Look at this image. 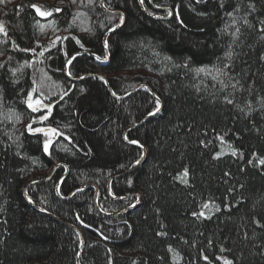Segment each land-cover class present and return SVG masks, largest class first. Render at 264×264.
I'll list each match as a JSON object with an SVG mask.
<instances>
[{
	"label": "trees",
	"instance_id": "1",
	"mask_svg": "<svg viewBox=\"0 0 264 264\" xmlns=\"http://www.w3.org/2000/svg\"><path fill=\"white\" fill-rule=\"evenodd\" d=\"M152 1L176 16L104 0L127 16L107 39L110 59L69 67L74 78L104 74L118 97L149 85L164 109L139 125L160 107L145 89L118 100L103 79L65 73L78 53L106 60L121 16L100 0H0V264H77L78 233L23 194L57 165L28 194L82 232L81 264H264V0ZM127 141L148 157L112 183V197L128 198L115 201L110 179L144 156ZM65 175L61 197L93 185L105 213L142 201L104 217L93 188L58 198Z\"/></svg>",
	"mask_w": 264,
	"mask_h": 264
},
{
	"label": "water",
	"instance_id": "2",
	"mask_svg": "<svg viewBox=\"0 0 264 264\" xmlns=\"http://www.w3.org/2000/svg\"><path fill=\"white\" fill-rule=\"evenodd\" d=\"M139 2V6L142 10V12L145 14V16L149 17L150 19L152 20H162V21H170L171 19H173L175 16H176V10L175 9H172V8H165V9H160V8H157L155 7L154 3L152 2L151 0V4H152V8L153 10H155V12L157 13H168L169 16L167 18H163V17H160V16H157V15H153L151 14L144 6H143V3H141V0H138ZM100 6L102 8V10L109 14V15H117V16H122L123 17V22L122 24L119 26V27H116L112 30H110L105 38H104V52H105V57H106V60L104 59H97L98 56L96 55H92L90 53H78L75 55V57H73L67 64H66V67H65V73H66V77L67 79H69L70 81L74 82V83H79V82H83L85 80H88L90 78H93V77H97V78H103L104 82L107 84V86L109 87L112 95L118 99V100H124V99H127L128 97L134 95L135 93H137L138 91L142 90V89H145L147 91V93L154 99L156 100L159 105H160V108H159V111L155 112L154 115H150L148 116L147 118H145L139 125H142L144 124L148 119L156 116L159 112H161L163 109H164V104L163 102L157 98L153 92V90L151 89V87L147 84H141L140 86H138L135 90L131 91L130 93H128L127 95L125 96H121V97H118L114 94V92L111 90L110 88V84L109 82L106 80V78L102 75H90V76H84V77H81V78H74V77H71L68 73V69L70 67V65L72 64V62L74 61V59L76 57H79V56H83V55H88L90 57H92L94 60H96V63L99 64L100 66H103L102 64L105 65L106 61L110 59V54H109V51H108V45H107V39L109 36L115 34L116 32H118L126 23V20H127V16L126 14H124L123 12H115V11H110L108 10L105 5H104V0H100ZM41 12H38V15L40 16V18L42 19H47L49 17V15H41L40 14ZM138 126H136L134 129H136ZM138 142V141H137ZM127 143L129 145H132V146H135V147H138L140 148L143 152H144V156L143 158L141 159V161L136 164L135 168L123 173V174H120V175H116V176H113L109 183H108V187H107V194L108 196L112 199V200H115V201H125L127 200L128 198H115V197H112L111 196V186H112V183L117 180V179H120L122 177H125V176H128L132 173H134L142 164H144V162L146 161L147 157H148V150L145 149V147L140 143H132V141H127ZM142 145V147H141ZM60 167L59 165L57 166H54L47 174L46 178L44 180H41V181H35V182H32L30 183L26 188L25 190H23V194H24V198L25 200L27 201V203L36 211L40 212L41 214L45 215V216H48V217H51L55 220H57L58 222L62 223L63 225L73 229L74 231H76L80 237V240H81V246H80V249H79V252H78V255H77V264H81V257H82V254L84 252V247H85V238H84V235L82 234V232L75 226H72L66 222H63L62 220L56 218L55 216H53L52 214L48 213L47 211L43 210L42 208H40L33 200L32 198L29 196L28 192L31 188L35 187V186H39L41 184H44L46 182H48L53 173L56 171V169ZM66 175H68V170L66 172ZM66 175L59 181V183L57 184V187H56V195L58 196V198L62 201H66V200H69L71 197H73L75 194L79 193V192H82L84 190H87V189H90V188H93L95 190V201H94V206H95V209L104 217H108V218H114V217H118V216H121L125 213H127L129 210H134L135 208H137L139 206V204L141 203L142 201V197L140 195H135L133 196L134 198L137 199V202L134 203L132 206H130L129 208L119 212V213H105L104 211L101 210L100 206H99V202H98V197H99V190L93 186V185H85L81 188H79L78 190L72 192L69 196H67L66 198H63L61 197L60 195V186L62 184V182L64 181Z\"/></svg>",
	"mask_w": 264,
	"mask_h": 264
},
{
	"label": "snow or ice",
	"instance_id": "3",
	"mask_svg": "<svg viewBox=\"0 0 264 264\" xmlns=\"http://www.w3.org/2000/svg\"><path fill=\"white\" fill-rule=\"evenodd\" d=\"M141 3H143V0H141ZM33 7H36V6H33ZM37 11H39L38 7H37ZM40 14L41 15H51V13H40ZM121 21H123V17L122 16H121ZM0 30H2V29H0ZM97 59H99V57H97ZM201 71H203V69H201ZM101 79H103V78H101ZM37 103H39V102H37ZM29 107H32V105L30 104ZM33 110L35 111L36 109L34 108ZM157 111H159V109H157ZM149 115H154V113H149ZM42 119H47V116H43ZM29 130H31V126H29ZM37 131H40V129H37ZM132 143H138V142L137 141H132ZM141 147H142V145H141ZM45 150H47V146H45ZM233 154H235V153H233ZM138 163H139V160H137V164ZM260 163L264 164V160H261ZM187 175H188V172H187V169H185V171L183 172V174L181 176V179L183 180L184 183H187V179H186ZM204 207L207 208L208 205L205 204ZM199 215H203V213L201 212V213H199ZM222 251H223V249H222ZM225 264H231V262L230 261H226Z\"/></svg>",
	"mask_w": 264,
	"mask_h": 264
},
{
	"label": "rangeland",
	"instance_id": "4",
	"mask_svg": "<svg viewBox=\"0 0 264 264\" xmlns=\"http://www.w3.org/2000/svg\"><path fill=\"white\" fill-rule=\"evenodd\" d=\"M153 2V1H152ZM154 3V2H153ZM154 5H155V3H154ZM143 6L151 13V14H153V15H157V16H160V17H162L161 15L162 14H168V13H157V12H155V10H152V8H149L145 3H144V0H143ZM151 6V5H150ZM155 7H157L156 5H155ZM157 8H159V7H157ZM160 9H165V8H160ZM125 14V13H124ZM169 16V14L166 16V17H163V18H167ZM123 22V21H122ZM122 24V23H121ZM88 56V55H87ZM73 57H75V56H73ZM73 57H71L69 60H68V62L73 58ZM90 57V56H89ZM91 59H93L92 57H90ZM100 58V57H99ZM94 60V59H93ZM95 62H96V60H94ZM67 62V63H68ZM97 64V63H96ZM102 65H104V64H102ZM68 73H69V69H68ZM99 75H102V74H100V73H98ZM102 76H104L105 78H106V80L108 81V79H107V77L103 74ZM160 108V107H159ZM155 112H157V111H155ZM154 112V113H155ZM45 146H47V150H45V152L47 153V154H49V152H50V142L49 141H47L46 143H45ZM44 146V147H45ZM146 149V148H145ZM141 161V160H140ZM133 168H135V167H133ZM132 168V169H133ZM131 170V169H130Z\"/></svg>",
	"mask_w": 264,
	"mask_h": 264
},
{
	"label": "flooded vegetation",
	"instance_id": "5",
	"mask_svg": "<svg viewBox=\"0 0 264 264\" xmlns=\"http://www.w3.org/2000/svg\"><path fill=\"white\" fill-rule=\"evenodd\" d=\"M149 7L152 8L151 0H149ZM151 5V6H150ZM153 9V8H152Z\"/></svg>",
	"mask_w": 264,
	"mask_h": 264
},
{
	"label": "bare ground",
	"instance_id": "6",
	"mask_svg": "<svg viewBox=\"0 0 264 264\" xmlns=\"http://www.w3.org/2000/svg\"><path fill=\"white\" fill-rule=\"evenodd\" d=\"M108 33V32H107ZM57 187V186H56Z\"/></svg>",
	"mask_w": 264,
	"mask_h": 264
}]
</instances>
